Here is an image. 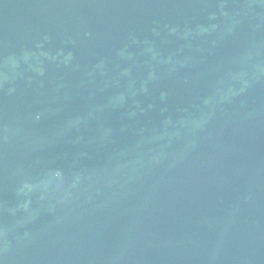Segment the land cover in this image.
I'll use <instances>...</instances> for the list:
<instances>
[{
  "label": "water",
  "instance_id": "obj_1",
  "mask_svg": "<svg viewBox=\"0 0 264 264\" xmlns=\"http://www.w3.org/2000/svg\"><path fill=\"white\" fill-rule=\"evenodd\" d=\"M0 264H264V0H0Z\"/></svg>",
  "mask_w": 264,
  "mask_h": 264
}]
</instances>
